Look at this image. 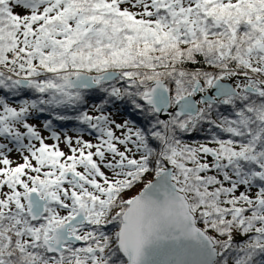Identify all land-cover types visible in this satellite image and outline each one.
I'll use <instances>...</instances> for the list:
<instances>
[{
	"label": "snow or ice",
	"instance_id": "1",
	"mask_svg": "<svg viewBox=\"0 0 264 264\" xmlns=\"http://www.w3.org/2000/svg\"><path fill=\"white\" fill-rule=\"evenodd\" d=\"M0 264H264V0H0Z\"/></svg>",
	"mask_w": 264,
	"mask_h": 264
}]
</instances>
